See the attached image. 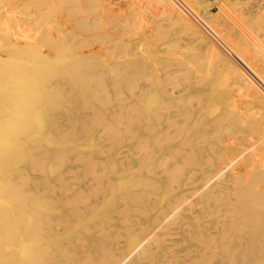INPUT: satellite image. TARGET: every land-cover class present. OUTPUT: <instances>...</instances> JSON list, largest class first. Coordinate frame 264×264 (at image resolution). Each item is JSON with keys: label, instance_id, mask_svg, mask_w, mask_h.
<instances>
[{"label": "bare ground", "instance_id": "6f19581e", "mask_svg": "<svg viewBox=\"0 0 264 264\" xmlns=\"http://www.w3.org/2000/svg\"><path fill=\"white\" fill-rule=\"evenodd\" d=\"M186 3L193 5L194 16L183 6L190 8ZM163 21L183 32L186 40L171 38L165 32L154 33L161 29ZM142 33L145 39L137 37ZM245 38L251 39L252 53L245 51ZM148 39L154 41L156 58L147 56ZM192 47L201 50L207 70L187 54ZM47 52L52 62L40 65L38 59ZM71 56L75 58L69 65L71 75L96 80L91 93L79 92L80 100L68 103V110L82 106L86 119L64 116L60 104L53 100L56 96L45 93L50 88L57 90L58 82L53 76L63 73L65 59ZM261 58L264 59V0H0V144H7L8 138L28 136L33 122L39 123L40 129L45 127V115L46 124L51 121L49 128L53 127L54 118H65L66 127L56 130L52 139L55 142L72 141L80 133H88L90 120L97 121L106 133L100 138L101 148L96 156L73 152V148L67 153L60 150L54 157L56 174L40 186L43 196L53 201L60 190L70 189V182L88 178L86 192L91 202H84L82 195L71 197L73 204L63 202V217L67 220L64 224L78 226L102 198H110L118 179L129 177L128 168H119L114 177L100 173L99 164L114 149L131 142L132 154L147 158L159 154L162 161V170L152 165L146 176L130 179L127 186L124 183V194L113 202L102 220L87 225L70 242L50 253L42 264H57V259L60 264H115L109 260L112 251L108 245L100 243L98 253L93 254L86 250L83 236H102L107 231L105 223H109L118 225L122 237L128 239L133 232L128 223L132 216L142 220L140 225H158L172 213L181 215V220L192 219L190 207L180 208L182 194L177 191L183 181H188L191 188H207L212 180L209 174L214 171L221 175V197L211 191L205 198L204 213L208 214L214 205L221 209V246L229 255V264H264V87L259 83L264 85V70L258 64ZM211 68L230 87L225 96L221 92V100L212 92L214 80L208 77ZM45 78L48 83L51 81L50 88ZM180 79L187 84L178 85ZM187 88H193L192 95L199 103L207 104L205 109L220 105L221 112L206 123L207 133L177 140L181 132L187 134V122L195 119L191 110L179 109L177 103ZM157 90L159 98L154 97ZM97 92L100 94L96 95ZM234 95L242 96L232 99ZM89 97L98 104L106 100L107 117L100 119L95 115L102 111L99 107L89 108ZM149 97L154 98V104L146 111L141 105ZM7 106L10 111L5 110ZM223 121L237 129L244 127L243 140L236 134H227ZM219 130V154L210 160L212 152L199 150L197 144L209 138L216 140L217 136L212 134ZM123 154L120 152L119 156ZM67 163L71 165L64 172ZM0 167L4 168L0 192L15 186L18 180H33L32 162H26L17 149L8 147L0 153ZM193 169H199L202 175L194 179ZM213 182L220 185V180ZM42 207V212L49 211L47 203ZM0 215L7 225L18 228L19 210L7 209ZM58 220L42 213L40 226L32 232L33 241L44 240ZM170 220L173 219L166 220L150 241L146 234L130 238L132 254L127 264H152L151 259H141L152 241L159 242L156 248L166 253L169 262L173 260L176 242L171 238L175 233L171 232L169 239L163 237L172 224ZM186 227H179L183 236L189 232ZM203 228L205 231L208 226L204 224ZM194 234L198 235L197 229ZM21 240L17 236L8 241ZM211 244L208 241L203 247L209 249ZM37 254L33 250L26 264L37 261Z\"/></svg>", "mask_w": 264, "mask_h": 264}, {"label": "rangeland", "instance_id": "374dc122", "mask_svg": "<svg viewBox=\"0 0 264 264\" xmlns=\"http://www.w3.org/2000/svg\"><path fill=\"white\" fill-rule=\"evenodd\" d=\"M186 4L190 6V8L184 4L183 6L193 15V13L196 12L193 5L191 3ZM164 32L169 34L171 38H181L183 41L186 40V35L183 32L175 29L172 24H168L166 23V21H163L160 30L154 31V33L156 34ZM143 34L144 33L139 34V36L137 37L139 39H145ZM238 35L240 38H242L241 33ZM244 40L245 51H249L252 53L253 44L251 42V39L245 38ZM145 48L148 58L157 57L153 40L148 39ZM49 53L50 52L43 54L42 57L38 59L40 65L50 64L52 62V56ZM187 54L194 56L193 59L198 60L197 63L202 64V67L207 70V67L205 65L206 59L202 57L203 54L201 53V50L192 47L189 48ZM74 60L75 58L72 56L65 59V69L63 73L58 75L55 74L53 76L55 79H57L58 82L57 90H53L50 88L51 81L49 80L48 83V78L44 79L46 80V85H48V88H50L45 93L51 97L56 96V99H51L60 104L62 113L65 114L64 116H69L68 118L86 119V117L81 112L82 106L75 108L74 110H68V103L70 102V100H80L79 92L86 93L87 95L91 93L95 89L96 80L93 77L84 75H71L69 65H71ZM258 64L260 68L264 70L263 58H261V61H258ZM33 66L35 67L36 63H33ZM208 74V77L214 80L212 92L217 93V100H221V92L223 93L222 96H225L230 90L228 81L223 79L221 75L216 74L215 71L212 70V68ZM75 78H78L79 80ZM259 83L264 87L262 82L259 81ZM185 84H187L186 80H179L178 85ZM99 94L100 93L97 92L96 95ZM183 94V98L177 102L179 109L191 110L195 114V119L187 122V134H185L184 131L181 132V134L176 138L177 140H182L183 137L186 138L189 135L199 136L202 133H207V131L205 130L206 123L221 112L220 105L219 108H217L216 106H210L208 109H205L207 104L199 103V99L195 98L192 95L193 88H187V90L184 91ZM155 96H157L158 98L161 97V95L159 94V90L155 91L154 97ZM241 96L242 95H234L232 99H236ZM96 97L100 98L101 95ZM89 98L90 100H87L92 103V105L89 104V108L96 110L97 107H99L102 111L101 113L95 112V115L100 119L107 117L109 114V110L107 109L106 100H102V103L98 104L96 103V99L94 100L91 97ZM153 104L154 98L149 97L146 98L145 102L141 106L147 111ZM4 105L5 104H3V107ZM44 108L45 110L47 109V107ZM5 110L10 111L8 106ZM227 118L231 120L230 116H228ZM64 120L65 118H54L53 127L49 128V125H51V121H49L50 124H46L47 118L45 115V120L43 122L45 127L41 128L42 133L39 123L33 122L31 126V132L25 138L17 140L8 138L9 141L7 144H0V153L7 151L8 147L17 149L26 162H32L33 164V168L30 170V177L33 178V180L29 178L18 180L15 186L11 187L10 189H4L2 192H0V214L7 209H17L21 214V220H19L18 228H13L7 225L5 223V220H2V217L0 215V264H26V260L33 254V250L35 249L38 252L36 257L37 261L31 264L44 263L46 260H48L50 253L56 252L62 244L66 245V242H70L73 239V236L78 235L77 233H79L87 225H91L102 220L103 216L111 211L113 202L119 197V195L124 194V183L127 186L129 185L130 179L134 180L146 176L147 171L149 170L148 168L152 165H157L156 169L162 170V167L159 166L162 163L159 154H153L150 158L132 154L129 149L132 146L131 142H127L128 145L122 147L121 149H114L112 153H110V156L107 159H104L103 163L99 164L98 167L100 169V173L114 177L115 175H117L119 168H126V170L128 168L129 171L127 170V172H131V174L129 175V177L118 179L111 189L112 194L110 195V198H102V202L97 206V208L91 214H89L78 226H68L67 224H64V222H66L67 220H65L63 217V202H66L67 204H73L71 203L72 201H70V198L75 195L84 196L83 201L86 203L91 202L92 199L86 192L87 185L89 186L88 178L79 177L77 183L70 182L68 184L70 189L60 190L58 192L59 195L53 201H48V199L43 196L40 186L44 181L47 180L49 176L53 177L56 174L54 157L58 152H60V150L61 152L64 151V153H67L71 150V148H73V152H80L82 154H91L93 156H96L101 148L99 145L101 141L100 138L106 134L105 130L100 127V124H98L97 121L90 120L89 122H87V125L91 127V129H88V133H80L78 137H73L71 139L72 141H52V139H54L56 130H61L66 127V123L64 122ZM222 128L224 130H227V134L231 136L236 134L239 136V139L241 141L243 140L241 137V131L245 130L244 127H239L237 129L234 128L229 122L223 121ZM212 135L217 136V139L212 140L209 138L201 144H197L199 150L203 152H212V155L208 158L210 160H214V158L219 154L222 137L221 130L214 132ZM41 136H44V138H41ZM75 141L77 142L75 143ZM79 141H84L85 143L83 145H79ZM120 152L124 153L122 157L119 156ZM209 163H211L213 166H216L214 161H209ZM70 165V163H67V167H65L63 171L65 172L66 170H68L70 168ZM42 166H44V168H42ZM3 172L4 168L0 167V178ZM192 173L194 175V179L202 175L199 169H193ZM209 175L212 176V180L209 182V186H207V188L202 186H193L191 188L188 181H183L180 186L181 190L177 191V193L182 194L180 208L185 209L187 207H190V215L192 219L181 220V215L174 213L169 214L168 218L166 217L158 225L153 222H148L146 224L140 225L138 223H141L142 220H139L136 216H132L129 219L128 223L133 226V232L130 238L132 239V237L134 236L137 237V235L143 237V235L145 236L146 234L147 236L145 238H147V241L149 239L151 240L154 234L159 232L160 226L162 224H165V222H168L166 220H168L170 217L173 219L170 220L172 224L168 226L166 230V232L168 233L163 236L165 239H169L171 238L170 233H175L171 238L176 242V244L173 246L175 253L173 260L169 262L166 253L161 252V250L156 248V246L159 245V242L156 241H152L150 243L144 255L141 256L142 260L150 262L151 259L153 260L152 264H229V255L225 254L221 246V238L223 234L221 231V225L224 222V220H221V209L216 208L214 205L211 207V211L208 214L204 213L206 205L205 198L210 194L211 191L215 192L214 195L216 197H221V175H219V173L215 171L210 173ZM82 178L84 179L82 180ZM201 180L202 178L198 179L199 185H201ZM214 180H220V185L214 184ZM146 197L147 196L143 194V199H146ZM159 201L160 203H163L161 199H159ZM46 203L47 207H49V211L42 212V205ZM219 203L220 202H218V204ZM157 204H159V202H157ZM42 213L51 215L53 216V218L60 220H58V224H55L54 230L51 234H49L40 243H36L32 239V232L35 227L40 226L39 218ZM182 224L184 226L187 225L186 229L189 232L186 234V236H183L184 232L179 229ZM204 224L208 226V231H204ZM105 226L107 227V231L102 236H83V242L87 245L86 250L90 251L93 254H97L100 243H104L106 244L105 246L107 247L108 245L110 247V250L112 251L109 252V260L115 262V264H127L129 261V256L132 254V251L130 249L131 245H133L131 243V239L122 237L118 225L105 223ZM172 226L174 228H172ZM196 229L198 230V235L194 234ZM17 236L22 239L20 242L11 243L8 241L9 239H14ZM208 241L212 242V247H209V249H212V252L209 251L207 246L203 247V245ZM70 248L73 252H79V249L76 247ZM205 251L206 254L204 253ZM214 254L216 255L214 256ZM211 255H213V257H211ZM56 261L57 264H60L58 263V259ZM77 264L82 263L77 262Z\"/></svg>", "mask_w": 264, "mask_h": 264}]
</instances>
